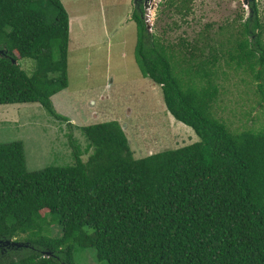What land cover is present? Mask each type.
<instances>
[{
    "label": "trees",
    "instance_id": "obj_1",
    "mask_svg": "<svg viewBox=\"0 0 264 264\" xmlns=\"http://www.w3.org/2000/svg\"><path fill=\"white\" fill-rule=\"evenodd\" d=\"M187 2L163 9L184 17ZM249 7L228 55L264 96V25L255 0ZM132 16L141 74L199 141L135 158L119 122L103 121L81 126L85 152L92 147L85 161L75 150L73 164L38 170H27L21 141L0 143V264H76L88 247L107 264H264V126L234 132L214 116L213 46L205 56L181 39L179 76L167 45ZM68 42L61 0H0V104L37 102L67 120L51 97L68 85ZM20 58L34 61L30 75ZM53 223L57 236L44 233ZM18 236L25 246L5 243Z\"/></svg>",
    "mask_w": 264,
    "mask_h": 264
},
{
    "label": "rangeland",
    "instance_id": "obj_2",
    "mask_svg": "<svg viewBox=\"0 0 264 264\" xmlns=\"http://www.w3.org/2000/svg\"><path fill=\"white\" fill-rule=\"evenodd\" d=\"M61 1L69 16L68 85L51 100L67 120L56 119L37 102L0 104V143L21 141L27 170H38L73 164L75 150L84 152L85 161L92 147L85 152L88 140L81 126L103 121L119 122L135 158L199 141L190 126L167 110L160 86L140 72L134 56L133 1ZM255 2L264 25V0ZM187 4L190 12L182 17L163 9L160 0L151 15L150 33L173 53L177 70L184 53L181 39L204 45L205 56L213 46L219 55L214 67L219 89L212 105L214 116L234 132L258 130L264 126V96L247 64L237 67L228 55L247 16L245 5L242 0H188ZM18 63L28 75L32 73V59L20 58ZM175 73L181 76L180 69ZM45 227L49 236L60 233L55 223L51 231ZM75 261L107 264L96 258L91 247L77 249Z\"/></svg>",
    "mask_w": 264,
    "mask_h": 264
},
{
    "label": "water",
    "instance_id": "obj_3",
    "mask_svg": "<svg viewBox=\"0 0 264 264\" xmlns=\"http://www.w3.org/2000/svg\"><path fill=\"white\" fill-rule=\"evenodd\" d=\"M160 0H143V14L141 15V18L143 19L145 23V27L148 32L151 31V26H152V21H151V15L153 13V10L156 8ZM135 2V0H134ZM243 4L246 7L247 10V15L250 12V7H249V0H242ZM2 49H0V54L2 53ZM16 61V60H13ZM0 243H3V240H0ZM5 243H11L12 245L16 246H25L26 244L20 241H15L13 239L6 240Z\"/></svg>",
    "mask_w": 264,
    "mask_h": 264
},
{
    "label": "flooded vegetation",
    "instance_id": "obj_4",
    "mask_svg": "<svg viewBox=\"0 0 264 264\" xmlns=\"http://www.w3.org/2000/svg\"><path fill=\"white\" fill-rule=\"evenodd\" d=\"M132 1H133L132 5L135 8L134 10L135 11H138L139 12V15L141 16L143 14L142 13L143 12L142 0H135V2H134V0H132Z\"/></svg>",
    "mask_w": 264,
    "mask_h": 264
}]
</instances>
